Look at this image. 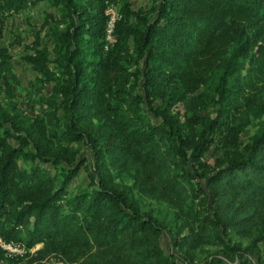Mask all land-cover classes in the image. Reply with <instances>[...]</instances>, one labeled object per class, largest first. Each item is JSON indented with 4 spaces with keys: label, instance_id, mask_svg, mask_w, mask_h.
Returning <instances> with one entry per match:
<instances>
[{
    "label": "trees",
    "instance_id": "1",
    "mask_svg": "<svg viewBox=\"0 0 264 264\" xmlns=\"http://www.w3.org/2000/svg\"><path fill=\"white\" fill-rule=\"evenodd\" d=\"M121 1L105 50V12L119 0H0V24L47 4L46 39L24 62L50 91L32 120L0 116V236L43 245L21 264H177L162 225L115 186L127 174L179 210L174 249L220 248L205 264H260L229 234L264 228V127L240 140L264 81V0H146L139 14ZM14 84L1 49L0 85ZM177 107L190 114L183 122ZM82 171L87 187L72 194Z\"/></svg>",
    "mask_w": 264,
    "mask_h": 264
},
{
    "label": "rangeland",
    "instance_id": "2",
    "mask_svg": "<svg viewBox=\"0 0 264 264\" xmlns=\"http://www.w3.org/2000/svg\"><path fill=\"white\" fill-rule=\"evenodd\" d=\"M126 1L129 3L131 10L138 14L150 7V4L146 0ZM121 3L122 1L119 0L117 4L109 5L108 8H112L118 14ZM48 9L46 3H40L14 16V18L9 19L5 24H0V50H6L10 58L12 71L18 80V84H14L11 90H7L5 86L0 85V116L6 114L17 115L21 119L30 121L35 118V115L39 111L40 106L37 105L39 98L50 94L48 87L46 88L45 86L43 89L39 87L37 74L24 62L25 56L32 54V48L36 46L37 37H39L40 41L46 39L49 27L44 19L49 13ZM251 54L246 57L247 63L250 62L255 65L256 57L253 52ZM251 58L253 59L249 60ZM246 66L249 67L251 65L248 63ZM260 80L258 82L254 81L257 84V89L254 91L257 97L251 99L250 106L245 107L243 110L246 113L245 116L248 117L247 126L240 136V140L244 143L264 127V81ZM210 92L209 90L208 94ZM176 109L174 113L178 114L181 122L190 116L189 113L186 114L183 108L177 107ZM213 110L215 108L209 109L208 112L211 113ZM201 114L206 113L200 112ZM82 155L89 158V152L86 148L82 147ZM205 159L211 161V150L206 153ZM88 164H90V161ZM87 184L86 174L82 171L70 184L69 191L72 194L77 193L85 189ZM114 184L122 189L128 201L137 206L142 214L152 217L162 225L164 229L161 238L162 245L167 253L176 255L177 264H186V260L190 264H205L209 256L221 255V250L217 247L205 246L196 249L190 254H185L184 249H174L171 239L180 230L179 227L183 221L179 210L166 200L151 197L140 192L133 186L132 180L127 174L115 177ZM229 240L232 245L239 246L242 250L247 251L257 263L264 264L263 227L257 229L248 227L246 230L233 229L229 234ZM42 247V244L33 246L29 254H33ZM26 258L24 256L23 260L17 263L21 264L25 262ZM5 260L7 264H10V260ZM36 262L37 264H68L66 261L60 259L59 256L45 257Z\"/></svg>",
    "mask_w": 264,
    "mask_h": 264
},
{
    "label": "built area",
    "instance_id": "3",
    "mask_svg": "<svg viewBox=\"0 0 264 264\" xmlns=\"http://www.w3.org/2000/svg\"><path fill=\"white\" fill-rule=\"evenodd\" d=\"M105 14L108 17L105 35V50H107L108 47L112 45L115 41L113 37V29L115 22L120 19V16L112 8H108ZM0 251L3 252L4 257L7 260L23 258L31 252V250L26 249L23 244L5 241L1 236Z\"/></svg>",
    "mask_w": 264,
    "mask_h": 264
}]
</instances>
